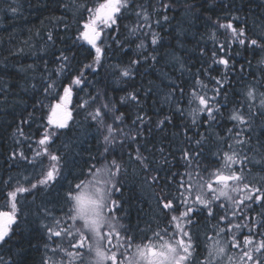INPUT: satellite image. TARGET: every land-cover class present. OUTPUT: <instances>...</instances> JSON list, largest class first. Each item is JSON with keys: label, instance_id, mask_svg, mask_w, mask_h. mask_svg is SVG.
<instances>
[{"label": "snow or ice", "instance_id": "6c2138e0", "mask_svg": "<svg viewBox=\"0 0 264 264\" xmlns=\"http://www.w3.org/2000/svg\"><path fill=\"white\" fill-rule=\"evenodd\" d=\"M75 7L80 15L78 35L67 52H72L73 47L83 48L86 44L90 62L74 71L75 52L69 56L65 49H60L55 55L57 71L49 73L42 84L45 99L58 87L52 75L67 73L69 82L59 85L63 94L59 95L56 103L47 106L46 118L41 117L43 123L37 130L39 138L33 156L25 155L24 151L11 153L14 162H25L36 174L25 176L23 182L18 177L0 180V185H3L0 199L6 201L0 207V246L9 243L17 230L22 233L30 230L31 221L18 208V197L24 193L50 192L65 179L67 156L53 146L61 134L72 130L76 123L73 112L78 114L79 110H84L87 112L86 120L90 121L88 127L102 131L104 163L99 167L95 164L89 167L90 179L79 180L74 185L69 181L70 186L62 198L67 210L61 207L62 216L55 214V208L44 206L43 219L49 223L41 227L47 241H52L54 247L45 243L52 256L43 259L41 264H264V67H259V77L250 73L252 80L244 85L242 91L233 93L239 99H228L232 83L229 77L236 71L234 57L241 55L240 51L233 52V46L245 52H264V24H257L258 31L250 34L247 18L239 14L241 9L234 0L227 3L220 0L218 5L217 0H203V3L201 0H183L182 3L178 0H94L91 6L84 3ZM177 7L185 14V20L178 21L173 31L168 33V37L176 41L175 46L168 45L171 53L162 54L166 37L161 35V30L165 24H172L175 16L170 13ZM217 7L225 15L223 22L217 17L212 24L215 31L208 33L209 39L216 44L211 53L212 61L207 68L197 69L191 91L186 92L182 84L159 69L163 76L161 83L166 90L163 91L162 103L168 104L174 114L180 116L185 115L186 104L187 114L192 117L190 124H184L183 132L175 134L184 137V147L178 149L179 160L168 148L147 147L150 141L144 137L145 132H151L153 128L164 132L173 124L172 115L165 114L162 119L153 121L145 112L144 106L154 95L152 86L146 90L133 88L119 98L120 106L126 109L135 106L137 109L127 129L125 125L129 116L107 94L101 98L100 93H88L87 99L81 98L72 106L74 92L78 94L89 86L86 72L99 74L107 68L118 81L128 82L135 78L141 67L156 69L161 60L170 56L172 66L181 74L191 73L187 60L177 54L178 49L184 48L182 37L187 36L195 20L204 19L206 23H212L204 13ZM10 11L15 15L19 8L10 6ZM83 13H87L86 17ZM131 16L135 21L131 27L126 26L128 36L121 40L119 22ZM55 20L57 24L62 23L66 31L70 28L63 17ZM221 29L227 36L224 43L217 42V33ZM47 41L51 42L49 46L56 45L52 31H48ZM133 44L135 58L125 62L124 58ZM23 52L24 49L19 48L12 55ZM206 52L207 49L201 47L200 57L203 58ZM38 59L44 66L40 73L43 78L48 70V61L43 56ZM110 60L116 62L109 63ZM216 65L224 69L219 78L211 75ZM247 65L251 67V61H247ZM258 65H264V58ZM30 70L37 71L36 65L29 64L19 69L22 73ZM245 70V65L241 64L239 71L243 73ZM201 74L208 75L211 88L200 79ZM30 88L35 91L36 84H31ZM22 90L29 91L27 82ZM8 92L9 85L6 82L0 84V97L4 103ZM229 105H232L228 113L231 127L215 131L223 116L222 109ZM44 107L43 100L34 102L36 110L42 111ZM34 119V113L29 112L27 117L21 116L20 124L30 127ZM109 119L112 123H106ZM16 132L25 136L19 125ZM26 139L30 137L26 136ZM132 144L137 147L126 153V161L121 150ZM63 147L67 149L68 145ZM156 152H159L158 161ZM169 156H172L171 160ZM177 166L185 171L182 174L172 172V167ZM129 169L133 172L138 169L143 177L142 183L156 189L154 198L159 212L154 214V219L145 221L144 229L139 223L132 225L124 208L122 189L131 174ZM162 172L167 175L162 176ZM178 176L181 177L179 180ZM173 181L176 182L174 191ZM116 193H121V198H116ZM56 203L60 200L57 199ZM211 221L215 223L210 236L207 224ZM148 232L152 233L151 237ZM138 240L141 242L137 243ZM145 240L148 242L144 243ZM65 241L67 247L64 246ZM17 253L22 256L23 248ZM53 256L59 259H53ZM0 264H3L2 259Z\"/></svg>", "mask_w": 264, "mask_h": 264}, {"label": "trees", "instance_id": "16d2710c", "mask_svg": "<svg viewBox=\"0 0 264 264\" xmlns=\"http://www.w3.org/2000/svg\"><path fill=\"white\" fill-rule=\"evenodd\" d=\"M93 2L94 0H0V84L6 82L9 85L7 102L4 103L3 98L0 97V180L7 181L9 177H18L23 182L25 176H34L36 174V171L30 166H26L25 162H14L11 158V153L13 151H24L25 155L32 157L37 149L36 141L39 138L37 130L43 123L41 117L46 118L47 106L56 103L59 95L63 94L62 88L59 85L69 82L68 74L65 73L61 76L52 75V79L56 80L58 87L52 91L47 99H45L42 93V84L47 79L49 73L54 74L57 71L55 55L58 54L60 49H65L67 52V48L72 46V41L78 35L77 21L80 19V15L75 5L87 3L91 6ZM182 2L183 0H178V3ZM201 2L203 3V0ZM224 2L227 3L228 0H224ZM234 2L241 9L239 14L247 18L249 33L257 32V24H264V0H234ZM219 3L220 0H217V5ZM10 6L18 7L19 12L14 15L10 11ZM74 13L76 14L74 15ZM83 15L86 17L87 13H83ZM170 15L175 16V19L171 25L165 24L163 30H161V35L166 37L164 40L165 47L161 49L162 54L171 53L172 49L168 45L171 43L175 46L176 41L168 37V33L173 31V27L178 21L185 20V14L179 7L170 13ZM224 15L225 12L219 7L214 11H206L204 16L210 17L212 23H206L204 19L195 20L187 36L182 37L184 39V48L178 49L177 54L184 56L187 60L191 73L185 72L181 74L180 71L172 66L170 56H166L165 59L161 60L156 69L146 66L141 67L140 72L135 78L128 82L118 81L117 77L107 68L101 70L99 74L86 72L87 79L90 82L89 86L83 92H79L78 94L74 92L72 106L74 107L80 102L81 98L87 99L88 93L92 95L100 93L101 98H103L104 94H107L110 99L117 102L120 110L125 112L126 116H129V120L125 125L127 129L131 126V119L135 118L137 109L135 106H128L127 109L120 106L118 104L119 98L125 95L126 91H132L133 88H143L146 90L149 86H152L154 95L144 106L145 112L150 114L153 121L162 119L165 114L172 115L173 124L169 125L164 132H160L159 129L155 128L151 132H145L144 137L150 141L147 147L151 149L155 145L157 149L160 147L168 148L172 151L176 160H179L180 152L178 149L184 147L182 144L184 137L175 134L182 133L184 124H190L192 117L187 114L188 106L186 104L185 115L180 116L179 114H174V110L168 104L162 103L163 91L166 90L163 89L161 83L163 76L159 69H163V72L168 73L169 77L177 80V83L182 84L186 92L191 91L194 86V74H196L197 69L202 66L207 68L211 64V53L216 48V44L209 39L208 33L215 31L212 24L216 22L217 17H220L221 22H223ZM56 17H63L65 22L70 25V28L66 31L62 23L57 24ZM134 21L135 17L131 16L119 22L121 40L128 36L127 27H131ZM184 26L187 27V24ZM48 31H52L56 36L55 46H49L51 42L47 41ZM202 37L203 39H201ZM226 40L227 36L224 34V30H219L217 42L224 43ZM201 47L207 49L203 58L199 54ZM19 48L24 49L23 54L12 55ZM87 48L88 46L84 44L83 48L73 47L72 52H67L69 56L73 52L76 54V60L73 61L74 71L90 62L88 52L85 50ZM235 51H240L241 55L234 57L236 71L229 77L232 81L231 87L228 89L229 100L239 99L233 93L241 91L242 86L252 80L250 73H256L257 77H259V67H264V65H258V62L264 58V52H245L242 48L233 46V52ZM135 53V45H130L129 54L124 58L125 62L129 59H134ZM220 55H223V53H220ZM40 56H43L48 61V70L43 78L40 73L43 71L44 66L38 59ZM247 61H251V67H248ZM115 62V60L109 61V63ZM29 64H35L37 71L33 72L30 70L28 73L19 71L21 66ZM241 64H244L246 69L243 73L239 71ZM223 71V66L216 65L211 75L219 78ZM200 79L209 88L212 87L207 74H201ZM26 82L29 85V91L27 92L22 90ZM149 82H151V85ZM164 83H167V81L164 80ZM31 84H36L35 91L31 90ZM156 86L160 87L156 88ZM208 95L211 96L212 93L209 91ZM36 100H43L45 107L42 111L34 108ZM97 104H99V101H97ZM160 109H163V112ZM231 109L232 105L222 109L223 116L220 117V125L215 131L231 127V123L228 120V113ZM88 110L90 111L91 108ZM29 112H33L35 116L30 127L27 124H20L21 116L27 117ZM73 115L76 123L72 130L61 134L53 146L54 148L61 149L62 154L67 156L68 168L65 170V179L56 184L55 189L50 192L45 191L35 195L24 193L18 197V208L23 212L24 217L31 221L30 230L23 233L17 230L16 235L12 236L9 243L0 246V259H2L3 264H13L14 261L15 264H41L43 259L50 256L52 252L45 248V243L47 242L53 247L54 245L52 241H47L46 234L41 227L42 224L49 223V221L43 219L44 206L50 209L55 208V214L58 217L62 216L61 207H64L65 211L67 210V206L63 205L62 198L64 192L70 186L69 181L74 185L79 180L90 179L89 167L93 164L99 167L104 163L102 155L104 149L102 131H97L96 127H88L90 121L86 120V111L79 110L78 114L77 111H74ZM106 123H112V121L109 119ZM18 125L23 129L25 136H21L16 132ZM26 136L30 137V139H26ZM17 141L20 142L19 145ZM65 144L68 145L67 149L63 147ZM136 147V144H132L131 147L125 146L121 150L125 153L124 159L126 161L128 159L126 153L132 152ZM155 159L159 160V152H156ZM169 159L171 160L172 156H169ZM184 171L183 167H172V172H180L182 174ZM129 172L131 174L122 189L123 200L125 202L124 208L129 214L128 218L132 225L135 226L139 223L140 228L144 229L146 227L145 221L154 219V214L159 212V209L156 207V199L154 198L156 189L149 187V184L142 183L143 177L138 169L135 172H133V169H129ZM161 175L164 176L167 173L162 172ZM180 178L178 176L177 180ZM183 178L185 180L188 179V177ZM168 179H171V177H168ZM13 184L15 186V181H13ZM175 187L176 182L173 181V191ZM0 189H3V185H0ZM116 198H121V193H116ZM57 199L60 200V203H56ZM5 203V200L0 199V207ZM213 223L215 221L207 224L209 229L208 235L210 236L213 235L211 231ZM148 236L151 237L152 233L148 232ZM200 239L203 242V232H201ZM139 242L141 241L138 240L137 243ZM143 242L147 243L148 241L145 240ZM64 244L67 247L66 241ZM20 248H23L22 256L17 253V250ZM56 258L59 259L58 256Z\"/></svg>", "mask_w": 264, "mask_h": 264}, {"label": "rangeland", "instance_id": "374dc122", "mask_svg": "<svg viewBox=\"0 0 264 264\" xmlns=\"http://www.w3.org/2000/svg\"><path fill=\"white\" fill-rule=\"evenodd\" d=\"M243 88H244V85L242 86L241 91L243 90ZM256 102L259 103L258 100ZM64 246H65V244H64ZM61 254L63 255V253H61ZM61 254H60V256H62ZM50 256H52V253L50 254ZM53 259H57L56 256H53Z\"/></svg>", "mask_w": 264, "mask_h": 264}, {"label": "bare ground", "instance_id": "6f19581e", "mask_svg": "<svg viewBox=\"0 0 264 264\" xmlns=\"http://www.w3.org/2000/svg\"><path fill=\"white\" fill-rule=\"evenodd\" d=\"M69 173V172H68ZM57 188V187H56ZM52 193V192H51ZM29 201V200H28ZM60 208V207H59ZM39 223V222H38Z\"/></svg>", "mask_w": 264, "mask_h": 264}]
</instances>
